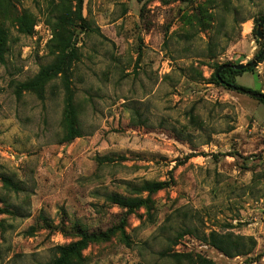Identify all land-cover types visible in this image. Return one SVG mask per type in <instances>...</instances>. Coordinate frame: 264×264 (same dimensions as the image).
Wrapping results in <instances>:
<instances>
[{"label":"rangeland","instance_id":"rangeland-1","mask_svg":"<svg viewBox=\"0 0 264 264\" xmlns=\"http://www.w3.org/2000/svg\"><path fill=\"white\" fill-rule=\"evenodd\" d=\"M204 1L84 0L87 25L67 34L80 54L71 81L81 132L68 143L61 77L43 100L14 92L58 54L59 0H11L3 16L0 8L9 33L0 63V176L23 188L7 193L0 178V206L12 212L0 215V264H46L80 228L115 227L76 264H187L163 253L264 264V104L211 79L216 65L249 63L264 48L254 35L264 0H227L229 9L219 0L213 31L186 20ZM24 13L35 19L30 35L16 19ZM234 79L264 95V61ZM158 181L170 183L151 196L150 211L122 224L123 210L106 196H129L127 182ZM211 232L252 237L256 247L228 258L204 240Z\"/></svg>","mask_w":264,"mask_h":264},{"label":"trees","instance_id":"trees-1","mask_svg":"<svg viewBox=\"0 0 264 264\" xmlns=\"http://www.w3.org/2000/svg\"><path fill=\"white\" fill-rule=\"evenodd\" d=\"M163 3L171 2H188L189 0H160ZM224 8L229 9L227 0H222ZM5 5H11V0H0L1 10ZM61 7L60 16L55 23V46H57L58 54L52 63L43 66L39 73L30 80L24 82H18L14 86V92L18 98H20L25 92L34 93L41 100L45 99L46 87L54 79L61 77L64 87V110H63V127L64 137L62 143H68L81 136L79 127L78 110L75 103V91L72 88L71 77L73 75V67L77 61L80 60V54H77V50L71 43L70 33L72 28L81 27L84 28L87 25L86 18L83 15L84 0H59ZM220 5L219 0H205L203 3L192 9V13L186 16L188 25L196 27L198 25L202 30H211L215 28L217 21L216 9ZM2 16L5 14L4 10L1 11ZM18 20L20 31L23 34H32L33 26L35 25V19L27 13L16 18ZM264 20V15L254 20L256 28L254 29V35L256 36L257 26ZM256 41L264 47V43L260 42L257 37ZM264 49V48H263ZM262 49V50H263ZM262 50L255 56L262 52ZM9 51V33L5 29L3 23H0V63H6V56ZM212 51V48L209 49ZM217 54H207L208 58H216ZM264 61V56L259 60V63ZM225 65H237L230 62L216 65L212 74V81L218 85L225 87L229 90L246 89L239 87L235 83V77L241 76L246 72H253L255 69L248 68L245 70L237 71L233 69H224L220 72L219 78L216 76V72L219 68ZM247 90V89H246ZM240 92V91H239ZM261 98H256L261 104H264V95ZM3 189L8 193H20L23 188L19 182H16L13 177L7 175L0 176ZM172 180V178H171ZM169 181L158 182H143L142 184L126 183V188L129 196H123L117 193H110L106 196V200L111 204L118 206L124 212V219L122 224H125L126 219L134 214L138 209L145 208L150 211L151 209V196L169 186ZM143 194H147L143 197ZM2 203V201L0 202ZM8 205L7 201H3ZM12 213L9 207L0 206V215L5 213ZM49 227L50 226L49 224ZM121 229V228H120ZM3 230V223L0 221V232ZM118 228H112L104 233H89L83 228H80L77 232V240L63 246L56 248L55 258L46 264H76L82 261V252L87 246L96 241H108L117 232ZM186 233H192L191 229H187ZM184 234V235H185ZM183 234L180 235L182 237ZM204 240L218 252L228 258H234L238 256H247L251 254L255 247L256 242L252 237L239 236L233 233H218L211 232ZM163 257H172L175 260L182 262L187 261V264H215L212 260L202 256L193 254H166L163 253Z\"/></svg>","mask_w":264,"mask_h":264},{"label":"water","instance_id":"water-1","mask_svg":"<svg viewBox=\"0 0 264 264\" xmlns=\"http://www.w3.org/2000/svg\"><path fill=\"white\" fill-rule=\"evenodd\" d=\"M256 37L258 38V40L260 42H263L264 43V20L262 22H260V24L257 26V29H256ZM264 56V49L262 50V52L258 55L257 58H255L254 60H252L251 62L249 63H240V64H237V65H225L221 68H219V70L216 72V76L219 78V74L222 70L224 69H233V70H237V71H241V70H245V69H248V68H252L254 66H256L258 63H259V60ZM240 92L244 93V94H247L249 96H252V97H255V98H261V95L253 92V91H250V90H246V89H238Z\"/></svg>","mask_w":264,"mask_h":264}]
</instances>
